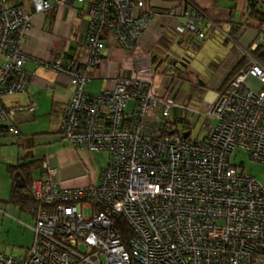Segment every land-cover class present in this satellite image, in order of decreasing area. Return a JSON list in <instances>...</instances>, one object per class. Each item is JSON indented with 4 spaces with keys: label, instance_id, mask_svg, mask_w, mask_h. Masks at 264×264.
Instances as JSON below:
<instances>
[{
    "label": "built area",
    "instance_id": "1",
    "mask_svg": "<svg viewBox=\"0 0 264 264\" xmlns=\"http://www.w3.org/2000/svg\"><path fill=\"white\" fill-rule=\"evenodd\" d=\"M149 1L29 0L27 9L22 0H0L1 134L34 146L33 137L18 135L14 120L33 114L35 104L7 106L2 100L26 89L22 45L32 14L86 4L88 63L58 57L44 65L72 87L57 135L74 149L109 154L99 185L74 189L59 187L47 158H40L42 176L31 187V245L18 257L0 252V264H264V184L230 162L242 149L264 165L263 29L242 51L244 64L203 111L210 122L201 125V141L184 138L183 131L164 132L176 103L156 97L152 81L137 72L96 96L84 92L89 72L103 59L102 30L135 51L156 17L145 11ZM246 1L264 14V0ZM166 15L177 34L204 43L198 27L204 16L191 3L177 0Z\"/></svg>",
    "mask_w": 264,
    "mask_h": 264
},
{
    "label": "crops",
    "instance_id": "2",
    "mask_svg": "<svg viewBox=\"0 0 264 264\" xmlns=\"http://www.w3.org/2000/svg\"><path fill=\"white\" fill-rule=\"evenodd\" d=\"M48 1L51 4L53 2V0ZM192 1L194 7L204 16L199 21L198 27L205 34L206 40L220 38V41L217 40L218 45L223 49L231 45L223 60L214 57L204 65L205 69H202V73L196 72L192 66L195 56L198 55L195 49L199 48L200 44H197L195 37L189 33L177 34L174 29L175 23L166 15V11L176 6L177 0H150L145 6V11L155 14L156 17L140 39L135 51H126L110 31L106 28L102 30L101 37L105 45L102 52L103 59L89 72V80L84 86V92L89 96H96L113 89L123 76L131 77L137 72L138 76L152 81V91L156 97L171 98L176 103L165 120L167 121L166 126L164 122L155 123L156 126H164L165 133L173 130L179 131V123L183 124V128L199 125V122L201 125L209 123L203 111L215 101L221 91V86L233 68L242 60V51L248 49L255 41L258 31L247 27V23L251 24V20L244 23L240 18L235 22L233 11L226 10L220 0ZM22 3L30 9L29 0H22ZM242 5L241 17L247 14L245 0ZM89 22L86 4L74 3L59 7L57 10L50 9L46 13L32 14L29 37L22 45V51L28 57L24 66L29 77L26 89L21 94L2 99L7 106L35 104L36 109L33 114L18 116L14 120L18 135L35 138V136L57 134V128L71 96L72 87L67 77L55 73L44 64L61 57L63 62L86 65L90 57L86 38ZM163 35L171 39L168 45H170L169 58L172 62L168 64L166 72L161 74L154 70L155 64L151 61L150 50ZM186 81L192 85L191 92L188 94L181 91ZM197 89L201 92H205L206 89L213 91L205 98L202 97L201 101L198 99L200 103L198 102V106H195L192 105V101L195 98L194 90ZM155 115L162 119L159 111ZM44 117L55 125L50 133L33 134L34 132L25 130L28 123ZM1 129L0 145L5 144L6 139L9 143L18 145L16 136L1 134ZM201 130L206 134V130ZM50 138L47 137V139ZM58 138L59 140L52 146V152L46 155H34V152H31L29 155L18 158L16 164L45 157L54 171L53 181L59 187L74 189L99 185L101 173L109 164V154L106 152L107 156L101 160L99 166L92 169L89 162H93V159H101V153L105 152L90 153L83 148L74 149L65 139ZM34 145L36 146L35 142ZM8 166L6 165V175L11 181L10 196L13 181L7 173ZM33 177L34 180L41 178L39 169L34 172ZM17 184L21 187L19 181ZM9 196L7 199L1 196L0 203H8ZM15 207L19 209L20 216L21 214L30 216L28 210L22 211L18 206Z\"/></svg>",
    "mask_w": 264,
    "mask_h": 264
},
{
    "label": "rangeland",
    "instance_id": "3",
    "mask_svg": "<svg viewBox=\"0 0 264 264\" xmlns=\"http://www.w3.org/2000/svg\"><path fill=\"white\" fill-rule=\"evenodd\" d=\"M244 0H220L221 5L224 6L226 10H232L234 16V21L237 22L242 18L244 23L248 20V15L245 14L241 17L242 7ZM77 4V3H76ZM253 21V20H252ZM264 31V28H263ZM220 38H208L206 42L200 44V47L195 49V53L198 54L195 56L193 62V68L196 72L202 73L204 65L209 61L213 60L214 57L219 59H224L226 54L229 52L230 44L228 48L223 49L222 46L218 45ZM231 78V77H230ZM228 79V82L230 81ZM228 82H224L220 90L224 88ZM192 85L189 82H185L181 87V91L185 94L191 92ZM219 90V91H220ZM213 90L206 89L205 92L194 90L195 98L192 101V105L198 106V102L202 100L201 98L207 96L208 93H211ZM205 94V95H204ZM200 99V101L198 100ZM197 103V104H196ZM201 122L199 125H190L189 137L188 139L193 141H201L204 139V131L201 130ZM55 127L54 123H51L47 118H38L36 121L28 123V126L25 130L34 132L33 134L50 133L51 130ZM169 130V129H168ZM183 130V124L179 123V132ZM201 130V131H200ZM47 137H51L47 139ZM57 134L54 135H44V136H35L34 140L36 146L32 148H25L20 143L11 144L9 140L6 139L5 144L0 145V197L7 199L9 196V189L11 181L6 175V165H13L17 163V159L29 155L31 152H34V155H46L52 152V146L59 140ZM101 159H93V162L90 163L92 169H96L97 166L101 163V160L104 159L107 155L101 153ZM94 155V154H92ZM95 156V155H94ZM230 162L235 166L243 169L244 171L252 174L256 179L264 184V165L254 163L249 160L247 153L242 149H236L230 156ZM84 167V166H83ZM19 209L14 205L9 203H0V252L7 256L18 257L24 255L26 249L30 246L32 240V231L31 227L33 226V220L31 216L26 214H19Z\"/></svg>",
    "mask_w": 264,
    "mask_h": 264
},
{
    "label": "trees",
    "instance_id": "4",
    "mask_svg": "<svg viewBox=\"0 0 264 264\" xmlns=\"http://www.w3.org/2000/svg\"><path fill=\"white\" fill-rule=\"evenodd\" d=\"M186 1L193 5L192 0H186ZM246 4H247L248 20H251L250 21L251 24L247 23V27L248 26L252 27L256 29L258 32H261L262 26L264 24V14L259 13L255 9V7L247 3V1H246ZM168 41H171V39L164 37L163 35L160 37V39L156 42V44L150 50L151 61L155 64L154 70L157 73L164 74L166 70L168 69L167 68L168 64L172 62V59L169 58L170 45H168L169 43ZM259 51L260 49L257 50V53ZM243 64H244V59L242 58V60H240L238 64L233 68L230 75L227 77L225 83L228 82V79L230 77L232 78L237 73V71L240 69V67ZM1 128L2 127H0V129ZM182 131L187 132L188 128L184 127ZM173 132L176 133L179 131L173 130ZM41 164H42V160L40 158H37L36 160H33V161L18 163L16 165H9L7 167V173L9 174V176L11 177L13 181L11 190H10L9 200H8L9 204L18 206L20 210L22 211L30 210V208L34 204L33 198L31 196V187L34 181L33 174L36 170L41 169ZM40 173L42 176L41 170H40ZM18 181L20 182L21 187L17 184ZM117 221H118V225L120 229L124 233H127L129 230L127 231L128 228L125 225V223L121 219H118Z\"/></svg>",
    "mask_w": 264,
    "mask_h": 264
},
{
    "label": "water",
    "instance_id": "5",
    "mask_svg": "<svg viewBox=\"0 0 264 264\" xmlns=\"http://www.w3.org/2000/svg\"><path fill=\"white\" fill-rule=\"evenodd\" d=\"M188 136H189V133H187V132L186 133H183V137L184 138H187Z\"/></svg>",
    "mask_w": 264,
    "mask_h": 264
}]
</instances>
